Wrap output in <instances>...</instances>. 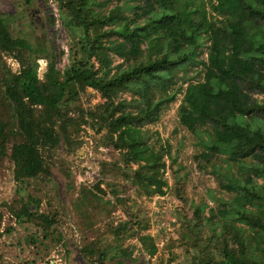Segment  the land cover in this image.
I'll return each mask as SVG.
<instances>
[{
  "label": "trees",
  "instance_id": "1",
  "mask_svg": "<svg viewBox=\"0 0 264 264\" xmlns=\"http://www.w3.org/2000/svg\"><path fill=\"white\" fill-rule=\"evenodd\" d=\"M53 1L70 39L69 64L58 69L56 55L48 54L42 76L39 50L0 17V168H12L19 196L16 205L3 206L18 223L34 222L45 239L61 244L54 227L58 213L51 203L41 213L42 200L28 189L33 181H53L58 170L67 191H75L60 151L70 154L79 148L84 127L120 153L113 168L142 195L164 196L167 169L181 184L179 170L173 168L178 153L169 143L153 141L152 131L144 128L155 124L163 108L182 94L176 118L200 139L197 168L223 175L227 182L220 185L230 196L219 202L221 223L214 210L204 215L206 204L193 205V219L186 220L180 237L167 246L180 248L190 264H264V0ZM204 46L206 60H196ZM114 55L123 62L115 65ZM9 60L17 63V70ZM191 64L202 65L201 81L188 77ZM177 79L178 89L170 92ZM88 89L104 101L84 107L82 95ZM126 93L131 98L120 100ZM221 159L225 174L217 170ZM246 159H251L244 167L246 177L236 179L232 165H243ZM255 178L263 182L254 184ZM102 184L81 190L76 204L81 216L82 208L96 201L110 205L94 192H103ZM108 186L117 205L125 204L120 185ZM127 213L126 222L105 223L108 230L102 236L113 237V243L103 237L80 249L85 261L106 264L132 258L133 248L123 244L147 225L129 209ZM94 226L92 222L86 228ZM138 240L151 258L156 256L151 236Z\"/></svg>",
  "mask_w": 264,
  "mask_h": 264
},
{
  "label": "rangeland",
  "instance_id": "2",
  "mask_svg": "<svg viewBox=\"0 0 264 264\" xmlns=\"http://www.w3.org/2000/svg\"><path fill=\"white\" fill-rule=\"evenodd\" d=\"M115 4L116 2L111 4L110 8ZM0 17L7 18L14 27L15 34L27 39L39 50L37 58L41 76L46 71L48 62L46 55L48 54L56 55L58 69H63L69 64L70 39L59 20L57 4L53 0H0ZM61 51L65 52L62 56H60ZM113 57L115 65L123 62L120 57L115 55ZM206 58L207 52L204 46L196 60H206ZM8 64L14 71L18 69L14 61L9 60ZM183 73L180 72L178 79ZM188 77L194 79L192 82L201 81L203 79L202 65L191 64L188 68ZM178 79L170 92L178 89L180 85ZM186 87L187 85H184V88ZM130 98L131 95L126 93L121 96L120 100ZM182 98V94L178 95L175 102L163 108L155 124L144 128L152 131L153 141L162 144L169 143L172 151L178 153L177 163L173 168H178V178L181 179V184H177L172 170L167 169L164 176L168 181V187L165 188L164 196L146 198L138 188L131 184L130 180L123 176L121 170L113 168L112 165L120 159V153L107 145L103 136L95 134L90 127L83 128L80 136L82 144L79 148L70 154H67L65 149L60 151L62 158L68 161L75 181V191H67L66 180L58 170L54 171V180L47 184L39 183V181L31 183L28 191L42 200L41 213L47 212L49 203L58 213L59 222L54 227L62 236L60 243L66 244L64 248L66 264H91L82 258L80 249L103 237L111 243L113 237L102 236V233L108 230L105 223L116 226L130 220L127 209L143 220L147 229L140 231L139 235L128 239L123 244L124 248L134 250L130 260L121 263L107 261L106 264H190L185 254L182 255V250L178 247L170 249L167 246L168 242L177 240L186 220L193 219V205L206 204L204 215L209 217L211 210L218 214L219 202L223 201L222 199L228 200L230 194L220 185L221 181L227 182L223 175L198 170L195 158L202 151L200 139L181 127L176 118V111ZM103 101L100 94L93 89H88L87 93L82 95L84 107ZM167 162H169L168 159ZM219 163L222 165L217 170L220 174H225L227 169L225 162L221 159ZM249 163L251 159H246L243 165H232V172L236 179L246 177L244 167ZM133 167L136 166L133 165ZM92 177L96 180L98 178L97 181L103 183L101 185L103 192L96 190L94 192L102 198L103 203L109 202L110 205L106 207L101 201H96L82 208L85 215L81 216L79 212L81 209L77 208L76 204L83 188L92 189L98 184L96 182L93 186L90 183ZM253 182L261 184L263 181L255 178ZM108 183L120 185L118 190L120 196L125 198V204L117 205ZM16 186L12 168L5 164L0 168V264H44L57 247L61 248V244L55 243L50 238L45 239L41 228L37 227L34 222L18 223L7 207L3 206L4 204H17L19 196L15 193ZM77 206L79 207L78 204ZM109 211L110 216L106 215ZM216 220L219 223L222 222L219 214ZM92 222L95 226L86 228ZM140 235H149L154 239L158 251L153 258L138 240ZM54 237H57L56 234Z\"/></svg>",
  "mask_w": 264,
  "mask_h": 264
},
{
  "label": "built area",
  "instance_id": "3",
  "mask_svg": "<svg viewBox=\"0 0 264 264\" xmlns=\"http://www.w3.org/2000/svg\"><path fill=\"white\" fill-rule=\"evenodd\" d=\"M97 180H98V178H97ZM97 180L95 178H93L90 181V183L94 186L96 184V182L98 183ZM64 253H65L64 249L57 247L51 253V255L46 259V261L44 262V264H66L67 262L65 260Z\"/></svg>",
  "mask_w": 264,
  "mask_h": 264
}]
</instances>
